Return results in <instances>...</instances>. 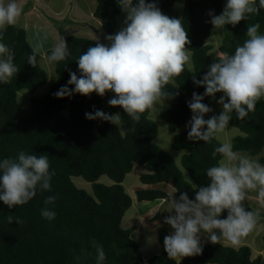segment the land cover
<instances>
[{
  "label": "trees",
  "instance_id": "obj_1",
  "mask_svg": "<svg viewBox=\"0 0 264 264\" xmlns=\"http://www.w3.org/2000/svg\"><path fill=\"white\" fill-rule=\"evenodd\" d=\"M146 2L157 3L162 13L169 17L183 19L191 41L188 47L198 80L220 55L234 54L236 47L248 38V25L259 23V32L264 34V9H260L258 15H250L235 27L225 26L226 37L218 48L219 55L212 57L210 53L214 47L207 45L213 29L208 13L213 11L220 15L227 0H185L181 15L175 10L178 0ZM121 13L118 0H96L94 17L102 22L109 35L116 32L117 18ZM56 28L67 42L71 54L64 61L54 62L57 79L42 96L35 95L47 85L49 75L40 64V54L36 55L35 67L28 64L32 46L26 30L17 25L7 26L4 39L0 40L13 50L14 64L18 69L7 83H0V160H17L21 151L47 155L49 172H54L50 181L51 191L38 190L27 204L9 209L0 201V264H98L93 242L103 246L106 254L103 264H134L140 253V245L134 238L138 227H124L133 199L123 184L135 166H146L152 171V174L141 177L142 184L150 188L136 191L138 202L154 203L169 198L163 188H155L167 184L176 190L177 195L187 193L189 199H194L195 191L189 180L197 186H208L210 181L206 170L216 166L221 158L219 154L212 155L221 143L218 139L205 143L187 138L186 125L192 116L188 102L193 92L203 95L205 88L193 83V73L187 68L174 78L178 88L172 84L165 87L166 91L178 95L165 102L169 109L162 112L161 118L172 133L184 128L182 133L175 135L172 149L187 152L181 165L189 175L188 180L172 157L155 145L159 133L156 124L149 119L150 110L141 114L139 122H134L122 108L110 106V111L103 112L121 113L123 124L118 129L107 121L86 119V113L94 114L95 110L103 109V99L95 92L90 96H54L63 86L74 88L67 82L70 72L80 76L76 60L89 47L96 45L90 39L68 35L59 25ZM51 51L47 52L48 56ZM23 91L30 94L28 108L20 103ZM212 98L206 96L202 101L213 110L205 114V119L219 115L211 106ZM229 125L244 135L234 139L233 150L252 158L259 157L260 164L264 165V98L242 120L233 113ZM80 177L92 184L93 195L75 185L73 178ZM102 177H108L113 185L99 183ZM50 195L57 197L54 206L44 203ZM45 207L56 213L54 219L48 220L41 215ZM8 216L13 217L11 223ZM160 217L158 214L155 221ZM226 217L227 210L221 213L220 218ZM169 234L167 229L160 230L162 251L152 257L149 264H263L261 257L253 259L250 247L235 249L221 242L203 246L202 254L195 257H182L180 261L169 259L163 245L164 237Z\"/></svg>",
  "mask_w": 264,
  "mask_h": 264
},
{
  "label": "clouds",
  "instance_id": "obj_2",
  "mask_svg": "<svg viewBox=\"0 0 264 264\" xmlns=\"http://www.w3.org/2000/svg\"><path fill=\"white\" fill-rule=\"evenodd\" d=\"M118 5L126 13L124 26L116 34L106 36L108 44L97 42L79 56L76 61L80 76L70 72L67 82L74 88L63 86L54 93L55 97L90 96L94 92L103 97L112 92L115 95L108 100L109 106L122 108L132 121L139 122L145 111L163 107L166 101L178 95L166 91L165 87L172 84L177 88L174 78L187 68L193 73V83L205 88L203 95L193 92L188 102L192 116L186 125L187 138L205 143L221 138L233 113L242 120L264 98V34L259 32V23L248 25V38L244 43L236 47L234 54L223 53L198 80L188 47L191 41L182 18L167 16L157 3L146 0H118ZM260 9H264V0H259L258 5L257 0H227L220 15L213 11L208 15L215 32L227 25L235 27L250 15H258ZM21 14L22 8L17 0H0V40L4 39L6 27L15 25ZM46 41V34L40 36L37 33L28 64L35 67L36 55L43 53ZM70 54L67 42L61 38L47 60L49 63L64 61ZM14 55L10 47L0 43V83H7L18 72ZM217 93H223L217 101L222 111L205 119V114L213 110L202 101L204 97H215ZM85 116L89 120L110 122L118 129L123 124L120 112L108 114L95 110L94 114L86 113ZM217 154L221 158L216 166L206 170L210 181L208 186H197L189 180L195 191L194 199H189L187 193H181L179 198L173 193L170 197L167 211L171 214L165 217L164 223L173 231L163 241L169 259L201 255L202 236L214 245L222 240L233 246L239 245L257 226L259 214L246 210L243 202L249 192L255 191L257 201L264 206V165L245 153L234 151L226 139L212 153L213 157ZM49 168L47 155L37 156L23 151L17 160H0V201L12 209L27 204L38 190L51 191L54 172L50 173ZM56 199L50 195L44 203L54 206ZM225 210L227 217L222 219L221 213ZM41 215L52 220L56 213L45 207ZM7 219L9 223L13 221L12 216ZM93 244L97 262L103 264L106 259L103 246Z\"/></svg>",
  "mask_w": 264,
  "mask_h": 264
},
{
  "label": "rangeland",
  "instance_id": "obj_3",
  "mask_svg": "<svg viewBox=\"0 0 264 264\" xmlns=\"http://www.w3.org/2000/svg\"><path fill=\"white\" fill-rule=\"evenodd\" d=\"M44 1L46 5H44L43 2L41 4L42 6H37L34 1L25 0L23 7L26 8V11L32 8H34V11H30L28 14H24L23 12L19 18L20 20L18 19L16 23L18 27L24 28L27 31L28 42L30 43L31 46H33L36 43L37 33H39L40 36H43L45 34L47 35V41L44 44V49H49V50L53 49L54 45L61 39L59 33L56 30L53 33H51L50 38L48 37L49 31L46 32L43 29L46 28L45 26L46 22H50L51 25L54 24L55 28L57 25H59L62 29H64L65 33H67L68 35L79 38L90 39L92 41H95L96 43L97 42L104 44L109 43L106 40V36H108L109 34L106 33L104 29H102L103 31L100 30L101 29L100 26H96V23H94L93 20L90 19L91 16H89V14H91L92 9L95 10L96 8V0H44ZM5 2H7V0H5ZM184 5H185V0H178L175 6V10L179 13V15L182 14ZM76 7L78 9H76ZM60 11L63 12L59 14ZM80 11L83 13V15H80ZM26 17H29V21L31 22H29L26 19ZM32 19H34L35 21H32ZM125 19H126V13L122 11V13L117 18V28L114 34L120 31L121 28L124 26ZM91 25L95 26V29H97L99 34L92 35V32L90 30ZM42 26L44 27L42 28ZM225 37H226L225 27L222 30H217L215 32L212 29V36L207 41V45H211L214 47V50L210 53L212 57H216L217 55H219L218 48L224 43ZM44 49H43V53L40 54V56L42 57L40 64L42 68L45 69L46 72L48 73L49 81L47 85L41 87L37 91L35 96H42L45 93H47L57 79L56 65L55 63L48 62L47 60L48 55L44 54L45 53ZM222 95L223 93L213 97L211 100L212 108L219 114L222 111V106L219 105L217 101ZM113 96L114 94L106 93L102 97L103 99L102 111L105 112L110 111L108 100L111 99ZM20 103L24 108L30 107V94L27 91H23L20 93ZM168 109L169 106L166 103L163 107L156 106L154 109H150L149 119L156 124L159 133L157 139L155 140V145L172 157L176 166L183 172L186 179L189 180L188 173L183 169L181 165L182 158L187 152L175 151L172 149V144L174 142L175 135L177 133H182L184 131V128L179 129L176 133H172L169 131L167 123L164 122L161 118L162 112ZM239 136H244V135L240 130L233 128L229 125L225 133L221 135L219 141L222 143L223 140L226 139L229 142H231V144L233 145L234 139ZM254 159H256L259 162L260 158L258 157ZM151 173L152 171H150L148 167L136 165L133 172L127 176L123 184L126 189V192L133 199V206L125 216L124 227L126 229L132 228L135 225L138 227V230L134 233V238L138 241L140 245V253L137 261L134 264H149L151 258L162 251V247L159 241L160 230L167 229L170 234L173 231L170 225L164 223L165 217L171 214L167 211L169 208L171 195L174 193L173 195L176 198H179V195H177L176 190L171 185H165L163 188V190H165L169 195V198L166 201H158L154 203L151 202L139 203L137 200L136 191L141 188L142 189L147 188V186H144L142 184L141 177L145 174H151ZM73 182L78 188L83 189L89 192L91 195H93V189L91 183H88L81 177L73 178ZM99 183L105 184L107 186L113 185V182L108 177H102ZM256 196H257V192L255 191L249 192L246 200L243 202L246 210L252 209L254 212H257L259 214V220L255 229L247 237L243 238L239 245L233 246L230 242L225 240H222L221 244L235 249H239L240 247L243 246H248L253 251V259L261 257L264 264V206L259 204V202L256 199ZM158 214H160L161 217L159 220L155 221V218L158 216ZM201 242H202V246L211 244V242H209L207 238L204 236L201 237ZM181 259L182 257L176 258L177 261H180Z\"/></svg>",
  "mask_w": 264,
  "mask_h": 264
},
{
  "label": "crops",
  "instance_id": "obj_4",
  "mask_svg": "<svg viewBox=\"0 0 264 264\" xmlns=\"http://www.w3.org/2000/svg\"><path fill=\"white\" fill-rule=\"evenodd\" d=\"M24 1L25 0H17V3L19 4V6L22 8V13L24 12V14H28L30 11H34V8H32V9H28L27 11H26V8H24L23 6H24ZM32 1H34L35 3H36V5L37 6H42L41 4L44 2V5H46L45 4V1L44 0H32ZM26 6V5H25ZM73 9V8H72ZM76 9H78L77 7H76ZM64 10V9H63ZM93 10L94 9H92V11H91V14H89V16H91L90 17V19L91 20H93V22L94 23H96V26H100V28H98V29H100V30H102L103 29V25H102V22L101 21H99L98 19L96 20V18H94L93 16H94V12H93ZM63 11H60V13L59 14H61ZM88 14V13H87ZM54 15V14H53ZM80 15H83V13L80 11ZM93 15V16H92ZM55 16V15H54ZM88 16V15H87ZM44 17H45V15H44ZM44 17H43V19H44ZM26 19L29 21V17H26ZM39 19V18H38ZM20 20V19H19ZM32 21H35L34 19H32ZM98 21V22H97ZM29 22H31V21H29ZM16 25V24H15ZM45 26H46V28H43L44 26H42V28L44 29V31H46V32H48V37L50 38L51 36V33H53L55 30L58 32V30L55 28V25L54 24H50V22H46L45 23ZM27 28V27H26ZM90 30H91V32H92V35H97V34H99L98 33V31H97V29H95V26H93V25H91V28H90ZM103 31V30H102ZM27 32V31H26ZM59 33V32H58ZM104 35V34H103ZM59 36H60V34H59ZM61 37V36H60ZM50 50H52V49H50ZM49 49H44V51H45V53L44 54H47V51H50ZM41 60H42V57H41ZM155 188H164V185H160V187L159 186H157V187H155Z\"/></svg>",
  "mask_w": 264,
  "mask_h": 264
}]
</instances>
